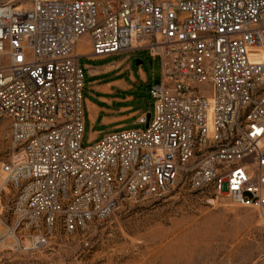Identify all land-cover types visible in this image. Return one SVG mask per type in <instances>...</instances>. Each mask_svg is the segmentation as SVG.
I'll use <instances>...</instances> for the list:
<instances>
[{
	"label": "built area",
	"instance_id": "1",
	"mask_svg": "<svg viewBox=\"0 0 264 264\" xmlns=\"http://www.w3.org/2000/svg\"><path fill=\"white\" fill-rule=\"evenodd\" d=\"M83 35L93 56L158 59L144 128L82 146ZM0 119L11 142L0 192H15L0 211V242L14 251L85 233L124 201L161 197L179 179L264 215V0L0 5Z\"/></svg>",
	"mask_w": 264,
	"mask_h": 264
},
{
	"label": "rangeland",
	"instance_id": "2",
	"mask_svg": "<svg viewBox=\"0 0 264 264\" xmlns=\"http://www.w3.org/2000/svg\"><path fill=\"white\" fill-rule=\"evenodd\" d=\"M31 2L0 0V5L25 9ZM139 57L140 67L158 83V59L152 62L147 52ZM135 96L137 106L152 117L143 88L137 87ZM140 128L144 126L130 129ZM88 139L86 133L82 146L92 144ZM10 153L9 123L0 119V188ZM14 193L10 185L0 192L3 216ZM11 244L10 239L0 243V264H264V215L226 197L216 199L209 191L193 190L179 179L165 195L124 201L85 233L58 235L45 249L14 251ZM30 244L25 237L22 245Z\"/></svg>",
	"mask_w": 264,
	"mask_h": 264
},
{
	"label": "crops",
	"instance_id": "3",
	"mask_svg": "<svg viewBox=\"0 0 264 264\" xmlns=\"http://www.w3.org/2000/svg\"><path fill=\"white\" fill-rule=\"evenodd\" d=\"M75 49L85 72L83 136L88 133L89 142L96 143L107 134L140 125L139 118L150 113L137 106L135 90L143 88L150 103L148 90L159 83H155L153 76L149 78L140 67L141 52L93 56L88 35L79 38Z\"/></svg>",
	"mask_w": 264,
	"mask_h": 264
},
{
	"label": "bare ground",
	"instance_id": "4",
	"mask_svg": "<svg viewBox=\"0 0 264 264\" xmlns=\"http://www.w3.org/2000/svg\"><path fill=\"white\" fill-rule=\"evenodd\" d=\"M1 186H2V184H1ZM1 243V242H0ZM3 244V243H2ZM7 244H9V243H7Z\"/></svg>",
	"mask_w": 264,
	"mask_h": 264
}]
</instances>
